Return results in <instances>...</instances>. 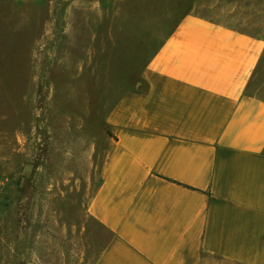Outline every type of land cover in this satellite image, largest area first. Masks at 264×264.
<instances>
[{
  "label": "crops",
  "instance_id": "0c3cea01",
  "mask_svg": "<svg viewBox=\"0 0 264 264\" xmlns=\"http://www.w3.org/2000/svg\"><path fill=\"white\" fill-rule=\"evenodd\" d=\"M257 1L191 0L135 81L126 19L112 64L94 58V87L114 100L100 126L52 131L46 161L63 198L70 178L93 185V264H264Z\"/></svg>",
  "mask_w": 264,
  "mask_h": 264
},
{
  "label": "rangeland",
  "instance_id": "374dc122",
  "mask_svg": "<svg viewBox=\"0 0 264 264\" xmlns=\"http://www.w3.org/2000/svg\"><path fill=\"white\" fill-rule=\"evenodd\" d=\"M190 1L0 0V264H93L99 243L82 226L93 185L70 178L60 195L50 134L102 124L115 94L94 87L93 60L112 64L125 19L135 81Z\"/></svg>",
  "mask_w": 264,
  "mask_h": 264
}]
</instances>
